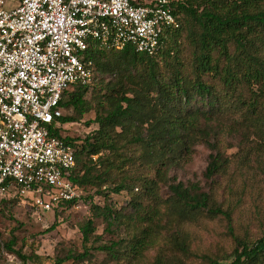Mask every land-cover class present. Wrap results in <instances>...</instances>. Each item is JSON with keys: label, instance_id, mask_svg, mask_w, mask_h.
Instances as JSON below:
<instances>
[{"label": "trees", "instance_id": "trees-1", "mask_svg": "<svg viewBox=\"0 0 264 264\" xmlns=\"http://www.w3.org/2000/svg\"><path fill=\"white\" fill-rule=\"evenodd\" d=\"M172 7L180 27L166 32L157 52H139L133 45L123 49L92 45L84 58L94 77L96 72L102 76L99 91L94 92L92 81L63 93L64 114L53 132L72 145L76 166L70 179L80 189L79 198L92 204V216L81 225L84 241L94 233L96 217L106 221L107 230L130 224L133 229L126 237L97 249L114 259L137 258L162 228L206 212L225 216L236 241L230 261L215 258L211 264H264V236L249 242L236 235L231 211L210 192L183 181L170 183L165 199L158 192L161 182H169L170 170L187 162L201 143L212 150L206 169L210 178L223 173L234 155L247 172L255 167L264 173V0H173ZM183 31L185 44L180 41ZM106 76L113 78L106 80ZM92 111L97 129L83 139L63 134L66 124L79 122ZM225 132L241 136L233 155L223 150ZM88 186L96 190L84 196ZM138 186L142 194L136 193L128 205L115 209L108 202L112 193L134 191ZM95 194L105 197L103 205L93 202ZM142 196L151 197L154 207H146ZM79 198L60 202L55 214ZM57 224L56 218L47 230ZM169 237L174 248L190 252L183 231L176 229ZM15 244L12 237L3 247L26 264L29 257ZM90 257L86 247L82 253L58 257L56 264ZM152 264H166L163 254Z\"/></svg>", "mask_w": 264, "mask_h": 264}, {"label": "built area", "instance_id": "built-area-1", "mask_svg": "<svg viewBox=\"0 0 264 264\" xmlns=\"http://www.w3.org/2000/svg\"><path fill=\"white\" fill-rule=\"evenodd\" d=\"M173 0H0V196L52 210L80 197L76 155L53 132L63 93L90 84L92 46L153 54L180 27Z\"/></svg>", "mask_w": 264, "mask_h": 264}, {"label": "rangeland", "instance_id": "rangeland-1", "mask_svg": "<svg viewBox=\"0 0 264 264\" xmlns=\"http://www.w3.org/2000/svg\"><path fill=\"white\" fill-rule=\"evenodd\" d=\"M8 6L17 1L7 0ZM12 4V5H10ZM183 31L180 41L185 44ZM101 75L96 72L93 84L97 93L101 87ZM113 76H106V80ZM92 88L87 97H91ZM73 113L72 110H67ZM95 113L85 115L83 120L66 124L63 134L73 138L83 139L88 133L98 128V123L92 122ZM86 121H91L87 124ZM223 150L233 155L239 150L240 134L230 135L225 132ZM212 150L206 144H198L191 157L180 167H174L169 172V182L160 183L158 191L162 198L169 196L168 185L175 181H183L186 185L197 184L203 191L210 192L213 199L221 203L224 209L231 211V225L234 233L249 242L264 236V173L257 168H250L247 172L238 162V155H234L229 167L220 174L210 178L206 169L210 162ZM151 177H155V170L151 169ZM94 187H86L83 195L94 194ZM144 190V189H143ZM142 194L141 186L134 191L112 193L108 202L115 209L128 205L133 196ZM146 207L152 208L156 204L151 197L142 196ZM105 197L95 194L93 202L99 205L105 203ZM90 199L79 198L71 207L55 214V209L44 212L37 209L25 196L6 195L0 197V264H25L15 253L3 247V243L16 238L15 249H19L29 257L26 264H56L57 258L67 253H82L87 247L92 257L83 261L67 260L62 264H152L158 254H163L166 264H211V259L230 261L235 248V239L228 228L225 216L210 215L198 212L192 221L174 223L170 227L162 228L158 236L148 245L143 254L137 258L123 256L120 259L111 258L106 252L97 249L98 245L126 237L133 227L123 225L112 230L106 229V221L102 217L95 219V231L84 241L81 225L92 216ZM161 210L165 209L159 204ZM58 221L57 227L51 231L47 229ZM173 219V217H171ZM135 223L134 220H131ZM178 229L185 233L190 252L185 254L173 247L170 235Z\"/></svg>", "mask_w": 264, "mask_h": 264}, {"label": "crops", "instance_id": "crops-1", "mask_svg": "<svg viewBox=\"0 0 264 264\" xmlns=\"http://www.w3.org/2000/svg\"><path fill=\"white\" fill-rule=\"evenodd\" d=\"M13 1H17V0H13ZM10 5H12V4H10Z\"/></svg>", "mask_w": 264, "mask_h": 264}]
</instances>
